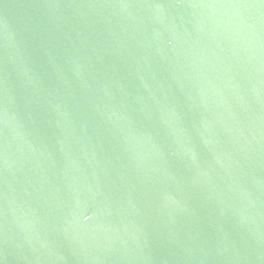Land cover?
Wrapping results in <instances>:
<instances>
[{
	"label": "water",
	"instance_id": "obj_1",
	"mask_svg": "<svg viewBox=\"0 0 264 264\" xmlns=\"http://www.w3.org/2000/svg\"><path fill=\"white\" fill-rule=\"evenodd\" d=\"M0 264H264V0H0Z\"/></svg>",
	"mask_w": 264,
	"mask_h": 264
}]
</instances>
